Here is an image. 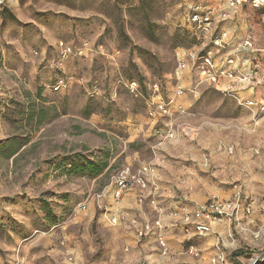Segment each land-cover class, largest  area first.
<instances>
[{"label":"rangeland","instance_id":"374dc122","mask_svg":"<svg viewBox=\"0 0 264 264\" xmlns=\"http://www.w3.org/2000/svg\"><path fill=\"white\" fill-rule=\"evenodd\" d=\"M190 5L17 0L0 7V264H264V117L198 85L195 73L178 83V54L208 45L186 21ZM240 10L237 17L255 28V48H264V11ZM62 79L66 87L55 90ZM170 99L186 110L173 122L159 108ZM167 124L177 139L166 140ZM86 162L107 167L83 173ZM143 164L174 195L158 199L162 216L170 203L239 197L241 220L214 223L198 238L194 228L161 218L163 247L157 230L143 233L157 219L149 199L138 198L146 213L133 215L116 211L124 195L112 197L113 177Z\"/></svg>","mask_w":264,"mask_h":264},{"label":"built area","instance_id":"2783aa9c","mask_svg":"<svg viewBox=\"0 0 264 264\" xmlns=\"http://www.w3.org/2000/svg\"><path fill=\"white\" fill-rule=\"evenodd\" d=\"M17 0H0V7L6 3H13ZM229 9L236 12L244 7H251L256 10L264 11V0H229ZM188 25L201 34L204 41L208 43L206 49H187L178 54L176 79L179 84L186 82L189 74L195 73L198 85H207L218 92L229 96L238 105L255 116L264 117V60L261 51L255 48L253 40L249 37L238 44L228 54H222L229 48L230 44L224 41L225 35L215 34V21L213 13L201 6H193L186 17ZM250 53L245 57V53ZM185 80V81H184ZM227 84L223 87V83ZM67 85L65 80H59L55 90L64 89ZM136 86V84H132ZM156 92L159 91L156 86ZM186 88L179 85L177 96L183 97ZM251 91L253 97L245 98L243 93ZM258 94V96H256ZM172 106V108H171ZM174 106V107H173ZM162 116L167 121L173 122L175 115H185L186 110L181 103L175 99H170L169 103L163 102L159 105ZM174 109V110H173ZM166 140L177 138L178 131L174 124H167ZM231 151V150H230ZM259 154L260 152H256ZM152 184V187H151ZM111 188L113 189V199L119 200L128 190L139 188L141 195L139 202L144 201L147 195L150 204L157 214V219L152 224H147L143 233L148 234L157 230L160 242L165 247L162 229V210L159 208L160 188L153 182V167L150 164H143L134 173L129 167L122 170L113 177ZM241 201L239 197L234 200L221 202L211 200L192 212L183 210L184 215L181 219L186 228H194L195 236L204 238L213 232L212 224H222L226 219L232 221L241 220ZM251 206L248 205L246 215L249 216ZM264 219V210L262 212Z\"/></svg>","mask_w":264,"mask_h":264},{"label":"crops","instance_id":"0c3cea01","mask_svg":"<svg viewBox=\"0 0 264 264\" xmlns=\"http://www.w3.org/2000/svg\"><path fill=\"white\" fill-rule=\"evenodd\" d=\"M190 2H191V5L189 6L190 9L193 6H201V7L205 8L206 10H210L213 13V17H214V21H215V34L217 36H220L222 34L225 35L224 41L227 42L228 44H230L229 48L224 50L222 52V54H228L238 44L245 41L249 37L254 42L257 41V36H254L250 32V30L255 29L253 27V25H251V24L249 25L248 22H246L242 18V16H241V18L237 17V15H239L241 10L233 12L232 10L229 9V6H228L229 0H190ZM263 17H264V15H263ZM254 37H256V39ZM257 49L261 51V56L264 57V48L258 47ZM226 84H227V82L225 81L223 83V87ZM242 95L245 97H253L254 96L251 91L244 92ZM256 96H258V94H256ZM177 137H178V135H177ZM243 162L246 163L245 161H243ZM141 193L142 192L139 188H133V189L129 190L128 192H126L124 194V196H123L124 198H122V200L118 204H115L116 205L115 208L117 209V210L116 209L115 210L118 212V211H123V209H126V210L130 211V213L133 215L134 214L136 215V213L139 214L140 212H143L142 214L145 215L146 211H143L141 206H138V204H137L138 198H140V196H142ZM168 195H172V197H174L173 194H166L165 192H163L160 189L159 199H164L163 197H165V199L166 198L168 199V197H170ZM145 197H146V199L150 200V198H148L147 195ZM184 198H188V197L184 196ZM189 201H190L189 203H193L192 205L190 204L191 206H189V207L187 206V203L186 204L179 203L180 205L182 204L181 206L179 204L172 206V204L170 203L171 207L168 206V212L165 211L162 218L164 219V221H166V222L169 221L171 224H167L166 222H164V224L166 223V225H169V227L178 226L181 229L184 227V225L181 221V219L184 215L183 210H188V209L195 210L196 207H199V206L205 204V203H201L198 200H193V198L189 199ZM181 202H184V201H181ZM114 203L112 202V204H114ZM148 211H149V209H148ZM156 216H157V214H156Z\"/></svg>","mask_w":264,"mask_h":264},{"label":"trees","instance_id":"16d2710c","mask_svg":"<svg viewBox=\"0 0 264 264\" xmlns=\"http://www.w3.org/2000/svg\"><path fill=\"white\" fill-rule=\"evenodd\" d=\"M107 164H94L93 162H86L81 166V171L83 173L91 172L92 174H100L105 168Z\"/></svg>","mask_w":264,"mask_h":264}]
</instances>
